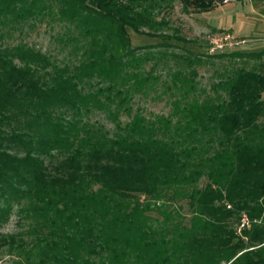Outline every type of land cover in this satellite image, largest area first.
<instances>
[{"label": "trees", "instance_id": "16d2710c", "mask_svg": "<svg viewBox=\"0 0 264 264\" xmlns=\"http://www.w3.org/2000/svg\"><path fill=\"white\" fill-rule=\"evenodd\" d=\"M170 1L0 0V225H23L0 231L6 264H264V47L174 45ZM41 22L60 57L7 40ZM211 57L253 63L206 88ZM150 92L167 112L133 107Z\"/></svg>", "mask_w": 264, "mask_h": 264}, {"label": "rangeland", "instance_id": "374dc122", "mask_svg": "<svg viewBox=\"0 0 264 264\" xmlns=\"http://www.w3.org/2000/svg\"><path fill=\"white\" fill-rule=\"evenodd\" d=\"M164 17L167 19L169 27L174 28L176 34L185 40H171L174 45L190 49L194 53H205L207 46V36L219 33V29L226 30L232 37H244L246 42L238 46L233 51L249 52L257 51L264 47V0H236L234 2L215 6L211 4L208 10L200 11L197 8L188 6L183 7L181 0H171L169 7L164 11ZM166 30L168 34L172 29ZM50 30H48L45 22L37 23L31 29H25V33H11V37L7 40L16 42L23 40L27 43L40 48L42 51H49L53 56L60 57L56 53L57 43L50 38ZM131 44H148L160 41L158 37L149 36L129 30L128 32ZM5 40V39H4ZM202 63L195 65L196 76L195 81L199 86H207L214 81V72L219 70V63L233 66H250L253 61L246 60L245 64L238 59L218 60L216 58H202ZM151 61L145 64L149 67ZM264 94V93H263ZM140 106L146 115L150 113H165L169 108V104L165 101V97H157L155 93L150 92L146 97L134 96L133 107ZM91 119H99L110 127L111 123L105 120L99 114L90 115ZM153 214V213H152ZM23 229L20 221L17 222V214L15 209L12 210L8 220L0 225V231L3 233L16 232ZM8 257L1 253L0 264H6Z\"/></svg>", "mask_w": 264, "mask_h": 264}, {"label": "built area", "instance_id": "2783aa9c", "mask_svg": "<svg viewBox=\"0 0 264 264\" xmlns=\"http://www.w3.org/2000/svg\"><path fill=\"white\" fill-rule=\"evenodd\" d=\"M236 0H211L215 6L234 2ZM246 42L244 37H232L228 32L216 33L207 36V51L209 53L234 50Z\"/></svg>", "mask_w": 264, "mask_h": 264}]
</instances>
